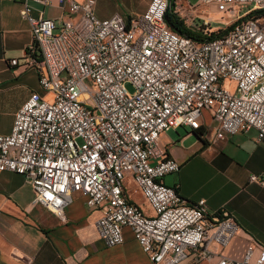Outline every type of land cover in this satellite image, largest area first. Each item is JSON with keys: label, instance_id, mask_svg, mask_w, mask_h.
<instances>
[{"label": "built area", "instance_id": "1", "mask_svg": "<svg viewBox=\"0 0 264 264\" xmlns=\"http://www.w3.org/2000/svg\"><path fill=\"white\" fill-rule=\"evenodd\" d=\"M12 1L31 34L22 64L36 71L44 94L30 92L0 134V171L20 174L32 202L60 220L71 194L81 193L100 210L94 225L104 244L121 243L126 226L152 264H179L189 255L195 262L264 264V247L254 256L248 244L240 258L220 251L236 221L225 210L208 213L203 199L187 203L164 184L179 164L159 144L168 129L198 128L203 110L212 113L210 143L250 128L256 140L264 137V0H173L171 11L183 23L197 4L232 16L242 8L262 11L261 21L248 17L202 41L167 26L168 0H149L127 21L98 18L94 0H53L66 12L58 19L43 16L52 0ZM31 3L40 6L36 14ZM126 178L152 215L126 198ZM248 181L263 186L264 176Z\"/></svg>", "mask_w": 264, "mask_h": 264}, {"label": "crops", "instance_id": "2", "mask_svg": "<svg viewBox=\"0 0 264 264\" xmlns=\"http://www.w3.org/2000/svg\"><path fill=\"white\" fill-rule=\"evenodd\" d=\"M148 2L94 0V13L98 18L118 14L127 21L143 12ZM31 6L36 14L40 6ZM19 9L18 1L0 0V134L9 132L15 111L30 92L44 94L36 71L22 64L31 34ZM42 12L53 19L66 16L53 0ZM238 13H218L197 4L190 22L183 24L190 28L192 23L209 32L252 17L243 8ZM253 17L262 20V14ZM11 58L17 60L15 64L9 63ZM212 124L211 111L203 110L198 128L179 126L160 133L159 144L165 155L179 164L162 181L174 187L187 203L203 199L208 213L225 210L234 218L238 230L220 250L225 256L240 258L248 244H252L255 256L259 247H264V185L248 181V176H264V137L256 140L257 132L250 128L210 143L207 130ZM123 193L145 215L153 214L130 178L125 179ZM32 197L30 185L20 174L0 171V264H152L126 226L122 228V242L106 246L94 225L100 210L88 207L81 193L71 194L63 209L64 220L32 202ZM212 263L195 262L189 255L179 264Z\"/></svg>", "mask_w": 264, "mask_h": 264}, {"label": "trees", "instance_id": "3", "mask_svg": "<svg viewBox=\"0 0 264 264\" xmlns=\"http://www.w3.org/2000/svg\"><path fill=\"white\" fill-rule=\"evenodd\" d=\"M262 14V11L260 10H253L249 15H252V16H258ZM166 23H170L173 25L174 28H176V31L181 33V34H184L194 40H197V41H202V40H205V39H210V38H214V37H217V36H220L224 33H226L230 28L231 26L233 25L232 23L229 24V25H226L225 27L223 28H220V29H216V30H212V31H207L206 33H200L198 31H195L191 28H188L185 24H183V22L181 20H179V18H177L173 13L172 11H168L166 13V19L164 20ZM202 29V28H201Z\"/></svg>", "mask_w": 264, "mask_h": 264}, {"label": "water", "instance_id": "4", "mask_svg": "<svg viewBox=\"0 0 264 264\" xmlns=\"http://www.w3.org/2000/svg\"><path fill=\"white\" fill-rule=\"evenodd\" d=\"M172 7H173V0H168V1H167V7H166L165 13H164V15H163L164 20L166 19V13H167L168 11H171ZM166 24H167V26H168L171 30H173L174 32H176V33H178V34H180V35H184V34H181V33L177 32V31H176V28H174L172 24H170V23H166ZM189 27H190L191 29L195 30V31H198V32H200V33H203L202 29H200V28H198V27H195L193 24H190ZM184 36H186V35H184Z\"/></svg>", "mask_w": 264, "mask_h": 264}, {"label": "rangeland", "instance_id": "5", "mask_svg": "<svg viewBox=\"0 0 264 264\" xmlns=\"http://www.w3.org/2000/svg\"><path fill=\"white\" fill-rule=\"evenodd\" d=\"M231 85V84H230Z\"/></svg>", "mask_w": 264, "mask_h": 264}]
</instances>
